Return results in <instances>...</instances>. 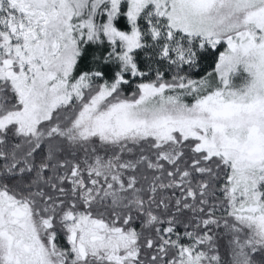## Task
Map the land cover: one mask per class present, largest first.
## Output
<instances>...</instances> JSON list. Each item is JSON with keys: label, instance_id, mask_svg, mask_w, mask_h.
Wrapping results in <instances>:
<instances>
[{"label": "snow or ice", "instance_id": "6c2138e0", "mask_svg": "<svg viewBox=\"0 0 264 264\" xmlns=\"http://www.w3.org/2000/svg\"><path fill=\"white\" fill-rule=\"evenodd\" d=\"M0 264H264V0H0Z\"/></svg>", "mask_w": 264, "mask_h": 264}]
</instances>
